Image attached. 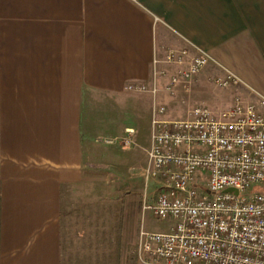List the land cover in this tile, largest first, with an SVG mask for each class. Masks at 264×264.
I'll return each instance as SVG.
<instances>
[{
    "label": "crops",
    "instance_id": "crops-1",
    "mask_svg": "<svg viewBox=\"0 0 264 264\" xmlns=\"http://www.w3.org/2000/svg\"><path fill=\"white\" fill-rule=\"evenodd\" d=\"M169 48L209 55L189 81L264 97V0H0V264H139L152 106L125 85Z\"/></svg>",
    "mask_w": 264,
    "mask_h": 264
},
{
    "label": "built area",
    "instance_id": "built-area-1",
    "mask_svg": "<svg viewBox=\"0 0 264 264\" xmlns=\"http://www.w3.org/2000/svg\"><path fill=\"white\" fill-rule=\"evenodd\" d=\"M208 62L203 51L169 48L154 57L150 83L130 82L125 89L154 97L171 68L163 91L173 93ZM212 81L227 87L239 78L226 73ZM165 113L160 105L152 108L143 175L155 188L143 209L173 224L162 232L139 228L138 263L264 264V97L253 102L236 94L226 109L196 105L185 118ZM132 132L106 142L129 146Z\"/></svg>",
    "mask_w": 264,
    "mask_h": 264
},
{
    "label": "rangeland",
    "instance_id": "rangeland-1",
    "mask_svg": "<svg viewBox=\"0 0 264 264\" xmlns=\"http://www.w3.org/2000/svg\"><path fill=\"white\" fill-rule=\"evenodd\" d=\"M214 75H209L205 78L206 81H185L180 82L173 93H168L159 89L157 99L150 102L145 100L146 95L141 92V105L150 103L154 106L164 107L166 113L163 117L166 118H185L188 111L196 105H204L212 109V106L217 110L226 109L230 106L235 93L237 92L232 85L227 87H218L213 80ZM167 81H163L165 86ZM162 87V88H163ZM159 88V86H158ZM135 93V92H132ZM156 96V95H155ZM162 97V99L160 98ZM142 107V106H141ZM219 108V109H218ZM169 112V113H168ZM141 143L145 146L149 140L151 133V111L141 109ZM121 145V143H120ZM129 148L130 146H123ZM142 150V147H141ZM146 167V152L141 151V228L147 231L162 232L167 231L173 224L170 219H160L153 216L151 211L143 209V204L147 205L151 202L155 183L152 179L145 180L143 172ZM137 170V168H135ZM100 172V171H99ZM104 183V182H103ZM99 184V183H98ZM252 188V187H251ZM254 190H259V187H254ZM80 237V236H79ZM77 264H83L78 262ZM86 264V263H84Z\"/></svg>",
    "mask_w": 264,
    "mask_h": 264
},
{
    "label": "water",
    "instance_id": "water-1",
    "mask_svg": "<svg viewBox=\"0 0 264 264\" xmlns=\"http://www.w3.org/2000/svg\"><path fill=\"white\" fill-rule=\"evenodd\" d=\"M228 190H231V189H228Z\"/></svg>",
    "mask_w": 264,
    "mask_h": 264
}]
</instances>
